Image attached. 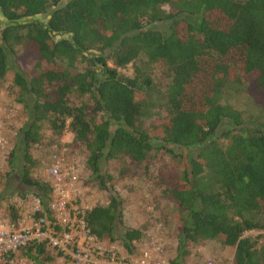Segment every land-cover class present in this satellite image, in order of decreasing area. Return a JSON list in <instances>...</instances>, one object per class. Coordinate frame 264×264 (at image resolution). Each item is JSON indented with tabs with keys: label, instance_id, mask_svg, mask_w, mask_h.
<instances>
[{
	"label": "trees",
	"instance_id": "trees-1",
	"mask_svg": "<svg viewBox=\"0 0 264 264\" xmlns=\"http://www.w3.org/2000/svg\"><path fill=\"white\" fill-rule=\"evenodd\" d=\"M15 48L23 60L11 65V86L26 120L5 184L17 159L20 183L45 204L50 182L31 176L28 150L43 123L56 138L66 128L85 152L88 185L107 193L105 204L86 210L89 232L117 238L129 253L141 232L119 233L121 199L100 160L119 159V174L131 177L147 174L162 150L168 160L152 183L178 223L168 264H183L205 240L233 248L231 264L264 263L259 237L242 236L264 229V0H0V83ZM140 55L167 80L165 111L147 129L140 124L152 105L151 80L138 67L132 76L120 72ZM242 90L258 118L249 117L250 105L226 102ZM5 210L2 218L15 221L16 206ZM23 253L34 264L50 259L40 245Z\"/></svg>",
	"mask_w": 264,
	"mask_h": 264
},
{
	"label": "rangeland",
	"instance_id": "rangeland-1",
	"mask_svg": "<svg viewBox=\"0 0 264 264\" xmlns=\"http://www.w3.org/2000/svg\"><path fill=\"white\" fill-rule=\"evenodd\" d=\"M39 19L44 20V15ZM19 50L15 48V56L9 55V67L12 64H20L23 60L22 56L17 57ZM141 68L150 78L151 84L146 93L152 99V105L149 109V114L142 121V127L147 129L151 120L162 115L165 111V96L164 86L167 80L160 71V66L155 63H148L146 59L140 55L135 60L127 64L120 72L127 76L134 74V68ZM13 75L12 66L7 70L2 82L0 83V104L3 106L11 105L13 111L9 118H1L0 136L6 141L2 150H0V218L5 217L8 204L22 207L23 209L31 206L38 201L30 189L23 186L19 180V160H13V170L10 173L9 179L5 184L2 180L5 171L9 170L7 162L10 150L14 147L15 138L26 120V115L23 112V104L17 102L15 97L17 92L11 85ZM232 88H230L231 92ZM145 91H141L140 98H143ZM139 98V99H140ZM226 102L237 108H250V116L258 118L261 114L260 109L253 103H245L244 91L242 93L231 94L226 98ZM250 105V106H249ZM42 138L38 144L32 145L28 152L34 158L35 165L31 170V176L40 180H48V166L50 164V156L54 153L62 151L66 156V162H76L79 168V179L84 187L85 194L82 199L86 201L87 207L94 204H105L107 201V193L100 191L94 186L88 185V171L84 165L85 152L80 145L71 144V134L64 128L56 138L55 135L43 123L41 127ZM64 148V150L62 149ZM62 149V150H61ZM168 160V156L162 150L155 152L151 160L149 172L139 173L136 176H121L119 171L122 170L123 164L119 159H103L100 160V171L109 173L112 178L113 189L121 199V225L118 227L119 233L124 228H137L141 232V237L136 243H148L158 241L164 246L168 259H171L177 241V220L175 217L176 210L174 206L160 197L159 189L152 183L157 168L164 161ZM86 181V184H85ZM6 193H3L6 190ZM26 190H28L26 192ZM30 190V191H29ZM118 233V234H119ZM243 237H259V242L264 244V229H252L243 233ZM117 237V234L116 236ZM111 243L113 246L122 247L116 238ZM50 259L46 262H38L36 264H60L50 252ZM233 248L221 246L215 240H205L200 245L192 246L189 249V254L183 264H231ZM264 264V263H262Z\"/></svg>",
	"mask_w": 264,
	"mask_h": 264
},
{
	"label": "built area",
	"instance_id": "built-area-1",
	"mask_svg": "<svg viewBox=\"0 0 264 264\" xmlns=\"http://www.w3.org/2000/svg\"><path fill=\"white\" fill-rule=\"evenodd\" d=\"M13 113L11 105L0 104V120ZM5 143L0 136V150ZM66 161L62 151L50 156L51 194L46 204L36 201L28 208L18 207L15 221L0 218V264H34L29 252L23 253L28 245L42 246L60 264H168L161 242L132 241L128 253L89 232L85 219L89 207L82 199L86 187L79 179L77 163Z\"/></svg>",
	"mask_w": 264,
	"mask_h": 264
},
{
	"label": "crops",
	"instance_id": "crops-1",
	"mask_svg": "<svg viewBox=\"0 0 264 264\" xmlns=\"http://www.w3.org/2000/svg\"><path fill=\"white\" fill-rule=\"evenodd\" d=\"M45 204H46V203H45ZM43 205H44V204H43ZM18 207H19V206H16V208H17V211L19 210V208H18ZM25 208H26V207H25ZM25 208H24V209H25ZM27 208H28V207H27Z\"/></svg>",
	"mask_w": 264,
	"mask_h": 264
}]
</instances>
